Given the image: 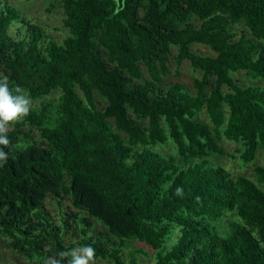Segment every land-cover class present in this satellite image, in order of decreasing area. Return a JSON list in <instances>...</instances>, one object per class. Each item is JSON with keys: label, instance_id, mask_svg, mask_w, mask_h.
Instances as JSON below:
<instances>
[{"label": "trees", "instance_id": "obj_1", "mask_svg": "<svg viewBox=\"0 0 264 264\" xmlns=\"http://www.w3.org/2000/svg\"><path fill=\"white\" fill-rule=\"evenodd\" d=\"M60 3L67 36L57 43L0 0V80L33 100L59 92L56 108H30L0 144L5 247L30 264H68L58 254L86 244L93 261L136 264L146 252L125 259L132 243L152 250L153 264H264V165L251 179L207 159L222 153L221 137L239 144L230 156L243 164L264 150V0ZM171 47L177 65L201 73L196 93L162 86ZM239 72L261 84L241 85ZM202 112L209 124L196 120ZM169 141L183 165L151 148ZM47 198L76 211L60 207L56 222ZM69 221L79 239L65 245Z\"/></svg>", "mask_w": 264, "mask_h": 264}, {"label": "rangeland", "instance_id": "obj_2", "mask_svg": "<svg viewBox=\"0 0 264 264\" xmlns=\"http://www.w3.org/2000/svg\"><path fill=\"white\" fill-rule=\"evenodd\" d=\"M7 2L10 3L12 6H14L16 9H18L25 18H27L30 22H32V24L40 27L41 30L44 32L45 36L53 38L57 43H61L62 40L67 36V30L66 28L63 27L64 13L60 0H7ZM144 8H145V4L143 2H136L133 5L135 16L139 24H143ZM13 30L14 28L11 29V31ZM192 50L200 51L203 54H211V52L207 48L202 46H194ZM100 55L104 57L105 51L100 49ZM175 55H176V49L174 47H171L169 49V55L166 63L169 69V74L164 78L162 86L166 88L167 86L172 85L174 83H181L184 85L187 91L191 93H196L197 89L194 80L196 78H199L201 76V73L193 70L187 61H182L177 65ZM175 72H178V74L176 75ZM233 77L241 85L261 84L260 81L251 80L250 77L243 72H239L235 74ZM143 78L147 79V75L144 70H143ZM58 95L59 92L54 91L50 96L42 98L40 100H33L28 97L31 102L30 108H39L42 104L50 105L53 108H56L58 104L57 102ZM95 100L98 104V107L104 106L105 103L100 99H98L97 96H95ZM196 120L209 124L208 118L206 114L203 112L196 116ZM108 121L112 123L111 120ZM11 130L12 127H9L7 132ZM121 135L122 137H125L122 133ZM32 137L34 140H38L37 132L33 131ZM217 143L221 148L222 153L211 154L209 157H207L209 164L213 166L223 167L226 171L230 173L232 177L242 175L252 179L253 165H260V166L264 165V150L261 149L257 150L255 160L253 161V163L243 164L236 155L234 157L230 156V154H233L235 149L239 148V144L233 141H228L223 137L217 139ZM151 148L162 155L173 156L176 158L179 164L181 165L184 164V160L177 155L175 146L170 141L164 145L151 146ZM189 163H192V161H190ZM44 205L49 215L56 222H58L59 219L58 214L60 207L62 208V213L69 214L70 211H76L75 209H73L68 198L61 201V206L60 205L58 206L51 198H47L44 201ZM230 218L231 215H228V217L220 223L219 225L220 229L226 226V220ZM91 220L95 224L94 229L99 231H103L106 229L95 219H91ZM78 239H79V233L77 227L71 221H69V228L64 235V243L65 245H69L71 243L77 242ZM137 248L143 249V251L146 252L145 253L146 255L136 253L135 256L137 260L136 264H153V256H154L153 251L143 245H137L136 243H132L130 245L127 244V247H125L123 252L124 258L128 260L130 258V253ZM0 264H30V263L23 256L18 255L12 252L10 249L6 248L3 239L0 238ZM90 264H107V263L102 261L92 260L90 261Z\"/></svg>", "mask_w": 264, "mask_h": 264}, {"label": "clouds", "instance_id": "obj_3", "mask_svg": "<svg viewBox=\"0 0 264 264\" xmlns=\"http://www.w3.org/2000/svg\"><path fill=\"white\" fill-rule=\"evenodd\" d=\"M31 102L28 96L16 90L14 93L5 80H0V144L9 143L6 135L8 128L18 121L21 117L28 114ZM7 153L0 148V160L6 159ZM96 254V249L91 244L73 248L70 251H61L60 257H71L68 264H90ZM53 264H61L59 259L54 260Z\"/></svg>", "mask_w": 264, "mask_h": 264}, {"label": "water", "instance_id": "obj_4", "mask_svg": "<svg viewBox=\"0 0 264 264\" xmlns=\"http://www.w3.org/2000/svg\"><path fill=\"white\" fill-rule=\"evenodd\" d=\"M116 3H117V10H120L123 5V0H116Z\"/></svg>", "mask_w": 264, "mask_h": 264}]
</instances>
